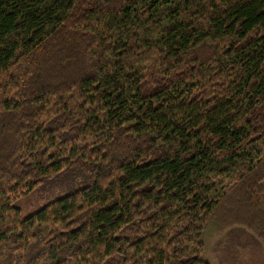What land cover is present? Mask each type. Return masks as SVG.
<instances>
[{
  "label": "trees",
  "instance_id": "16d2710c",
  "mask_svg": "<svg viewBox=\"0 0 264 264\" xmlns=\"http://www.w3.org/2000/svg\"><path fill=\"white\" fill-rule=\"evenodd\" d=\"M212 223L264 241V0H0V264H209Z\"/></svg>",
  "mask_w": 264,
  "mask_h": 264
},
{
  "label": "rangeland",
  "instance_id": "374dc122",
  "mask_svg": "<svg viewBox=\"0 0 264 264\" xmlns=\"http://www.w3.org/2000/svg\"><path fill=\"white\" fill-rule=\"evenodd\" d=\"M86 183L79 174L64 172L26 199L15 201L14 206L27 217L71 191L83 188ZM202 241V259L209 264H264V241L245 227L212 223L206 228Z\"/></svg>",
  "mask_w": 264,
  "mask_h": 264
}]
</instances>
